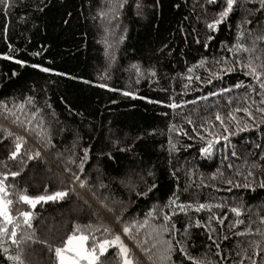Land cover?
I'll return each instance as SVG.
<instances>
[{
    "label": "trees",
    "instance_id": "trees-1",
    "mask_svg": "<svg viewBox=\"0 0 264 264\" xmlns=\"http://www.w3.org/2000/svg\"><path fill=\"white\" fill-rule=\"evenodd\" d=\"M110 3L116 0H9L10 7L4 8L0 0V53L27 61L22 67L0 56V101L11 107L13 101L23 102L26 95L31 96L35 107L41 108L50 122L54 145L45 150L33 136L0 116V125L25 136L28 147L40 149L43 157L29 161L26 166L17 160L0 164V171L24 169L20 175L6 181L13 186L9 189L13 193L9 198L18 201L23 189L29 195H47L67 187L71 175L64 171V158L73 155L76 163L69 166L77 171L82 149L87 147L89 159L81 177L87 178L101 199L108 197V203L115 208L114 214L106 211L87 188L79 185L61 201L40 202L32 209L14 203L13 214L17 211L34 213L33 228L22 226L21 229L34 238L22 241L19 246L12 245L11 254L19 251L24 264H55L53 246L62 245L76 223L82 227L109 226L121 235L139 264H159L158 251L163 240H171L175 264H194L181 256L177 240L187 247L189 255L204 260L205 264H251L257 246V260L264 261V223L260 220L264 216V189L259 187L264 180V157L260 155L264 152V125L230 136L227 146L221 140L210 156L201 155L200 148L206 141H201L192 131L195 126L197 132L210 139L200 125L208 128L205 121L211 120L216 133L227 135L215 120L217 112L226 118L229 111L250 108L255 120H249L243 111H236L237 121L228 124L231 132H236L237 127L243 128L245 122L259 123L264 117V113L256 111L264 107L259 84L234 66V57L228 52L233 44L251 47L253 38L264 37L260 0H237L230 18L215 31L207 29L205 22L216 18L224 0H127L125 7L118 9V17L102 20L97 12L107 10ZM245 19L251 23H243ZM105 29L109 31L106 33ZM238 32L245 35L238 37ZM249 32L253 33L252 37L247 35ZM209 35L213 37L210 41L207 40ZM105 40L112 45L109 52H106ZM33 52L40 55L33 56ZM238 55L242 61L251 58L259 69L264 64V42L257 39L254 51ZM225 57L229 66L234 67L233 71L223 72L211 84L193 80L188 88L184 87L188 75H199L202 79L209 76L200 67L188 72L196 61L206 58L205 67L216 70L220 65L214 61ZM32 64L55 71L46 73L31 67ZM149 69L154 70V77ZM238 82H243L240 88L231 87ZM101 83L109 88L99 87ZM249 85L254 91L249 90ZM220 88L230 91L208 96ZM126 91L136 95L126 96L123 94ZM170 96L178 104L181 100L190 103L181 109H171L166 106ZM196 97L206 98L197 100ZM156 100L165 103L150 102ZM28 108L35 110L32 106ZM188 118L193 124L187 123ZM170 124L183 129L187 135L170 130ZM0 136H3L2 129ZM170 139L177 150H170ZM257 144L261 145L258 149ZM128 145L132 146L130 151H120ZM12 149V139L0 140V161H5ZM232 151L237 153L236 157L231 155ZM57 153L62 155L57 157ZM224 156L228 159L224 160ZM229 163L233 166L231 169L227 167ZM253 163L259 167L250 168ZM249 170L254 173L251 177L247 176ZM217 171L223 175L211 179V174ZM121 180L134 184L142 192L153 184L156 187L146 196L138 197L130 194ZM227 180L232 183H225ZM100 182L106 187L98 188ZM249 182L254 188L243 186ZM173 194L179 202L223 205L213 209L217 216L224 217L222 225L212 222L214 243L209 242V233L203 226L210 215L207 210L173 215L169 228L175 225L174 238L169 233L156 234L154 227L163 224V218L146 217V213L154 206L163 207ZM114 201L124 204H113ZM121 207L125 209L122 222H117L115 216L121 215ZM231 207H240L241 215L231 213ZM145 219L147 224H144ZM197 219L202 221L200 227L195 225ZM237 219L242 223L232 227ZM133 220L136 225H131ZM125 223L131 225V239L122 232ZM141 224L143 228L137 231ZM187 224L191 227L185 236ZM245 232L247 234L238 235ZM138 244L148 248V254ZM217 245L219 256L216 255ZM0 264L15 262L0 252ZM100 264H121L118 248H109Z\"/></svg>",
    "mask_w": 264,
    "mask_h": 264
},
{
    "label": "snow or ice",
    "instance_id": "snow-or-ice-1",
    "mask_svg": "<svg viewBox=\"0 0 264 264\" xmlns=\"http://www.w3.org/2000/svg\"><path fill=\"white\" fill-rule=\"evenodd\" d=\"M4 8H9V0H2ZM127 3V0H116V3H110L107 10L101 9L98 10L97 15L102 19L106 20L109 18L115 19L120 15V12L118 9H123ZM237 3V0H224V6L222 9L216 13V18L212 19L210 21H206V28L212 31H215L219 25L224 23L227 19L230 18L231 14L234 12V6ZM139 8L140 5L137 4V14H139ZM260 12H264V0H260ZM69 13V17H70ZM67 22V21H65ZM243 23L250 24L251 21L245 19ZM106 33L109 31V29H105ZM183 31V29H181ZM238 37L244 36L245 34L243 32L237 33ZM249 37L253 36L252 32H249L247 34ZM119 39L122 41L124 39L123 35L119 37ZM213 37L209 35L207 37V40H212ZM257 39H259L261 42H264V37L259 38H253L251 40V47L246 46L245 44L237 43L233 44L232 47L228 49V52L230 55L234 57L233 64L236 67L241 68L243 70V74L245 76H251L253 81H255L257 84H259V87L261 89L260 95L262 97L261 104H264V64L260 65L259 69L257 66H255L253 60L249 58L247 61H242L239 59V53L248 52L251 53L256 48ZM104 43L106 44V52H109L112 45L108 44V41L105 40ZM197 43H199V40H197ZM205 47L208 46L207 42H205ZM9 48L11 49L12 46L9 45ZM14 51L19 52V49H14ZM33 56H39V52H33L31 53ZM0 56H3L4 59H7L9 61H14L15 63L21 65L22 67L27 64V61L16 59L13 55L9 53H0ZM112 59H115L114 56H112ZM215 64H219L220 67L216 70H212L210 68L205 67L206 64V58H202L201 60L196 61V63L188 68V72L192 73L195 68L200 67L204 68V71L209 74L206 78H201L199 75H188L185 77L187 80V83L184 85L185 88H188V86L193 82V80L201 82V83H208L211 84L213 82V79L220 78L221 74L223 72H231L234 70V67L229 66L228 59L222 58L221 60L214 61ZM31 67L39 69L43 72H54L55 70L48 67H43L40 64H32ZM135 67V65H134ZM149 74L151 76H155V72L152 69H149ZM140 70L137 67V73L139 74ZM58 75H66L65 73H57ZM13 76L16 75L15 72L12 73ZM88 82V81H86ZM243 82H238L235 85H232L231 87L234 88H240L242 86ZM101 88H109V85L101 83L98 85ZM250 91H254V89L251 88V85L248 86ZM113 91H116V89H110ZM230 91L229 88H220L217 90V92H210L208 93V96H216L218 93H227ZM126 96H135V92L126 91L123 93ZM206 97H196L197 100L199 99H205ZM142 99H145L142 97ZM231 100V98H229ZM169 103H167V107L171 109H181L182 106L186 103H190L185 100H181L180 103H176L175 100L172 99V97H169ZM152 103L157 104H164V101L156 100V101H150ZM245 103H247V99H245ZM28 106H32L35 108L34 111L29 110ZM47 107L51 108V105H47ZM236 111H243L249 120H255V117L253 116L252 111L249 107H244L243 109H235L233 111H229L227 114V117H222V115L217 112L215 114V120L219 121L220 126L223 128V131L225 133H228L227 135H221L216 133L212 129V121L208 120L205 121V123L209 124L208 128H204V124L200 125V128L204 129V132L207 133L208 137H211L210 139L201 134L200 132H197L196 127L193 126L192 131L196 134V137H198L201 141H206L204 143V146L200 148V153L202 156H210L214 148L219 146V142L223 140L225 142V145L227 146L230 141L229 137L236 135L238 132L246 131L248 128H258L260 125H264V117L261 118L259 123H252L249 124L245 122L244 127L236 128V132L229 131L228 124H232L233 122L237 121V118L235 116ZM256 111L260 113H264V107H259L256 109ZM0 116H2L4 119L9 120L11 124L20 127L24 130L25 133H27L29 136H33L37 143L41 145L42 148L45 150H48L54 145L52 144V133H51V127L50 122L47 121L44 117V114L42 112V109L39 107H35L34 99L31 96H25L23 102H16L13 101L12 106L9 107V105L5 101H0ZM188 124H193V121L188 118L187 119ZM0 129L3 131V136H0V140H4L6 138H10L13 140V149L9 151L8 157L5 161H0V164H5L7 160H17L21 165L26 166L29 161L36 160V159H43L42 153L40 149L32 150L30 147H28L27 139L25 136L14 133L11 131L8 127L0 125ZM170 130L178 131V133L187 135V133L183 132V129H178L176 125L170 124L169 125ZM78 139V138H77ZM114 143H118L115 142ZM75 146V145H74ZM131 145H128L124 148H120L121 152H127L131 150ZM169 147L170 150H177L176 145L172 143L171 139L169 140ZM255 147L258 149L261 147L260 144L255 145ZM83 155L79 157V163L76 164L77 171H73L72 168L69 166L71 164H75V160L73 159V155H69L64 158V171L67 173H70L71 180L68 181V186L64 187L60 190L54 191L51 194L47 195H29L27 194V190L23 189L20 190L18 194V201H14L13 199H10L9 196L12 195L9 191L10 188H12V185L6 184V181L9 177H17L20 175V172H22L24 169L21 167L18 171H0V252L4 253V256L6 259L10 261H14L15 264H24V261L22 259V255L19 251L15 255L11 254V246H19L22 241H30L33 240V235H25L22 232V226L26 227L28 229H32V219L34 213L31 211H17L15 214H13L12 206L14 203H22L24 205H27L30 209L35 208L36 205L40 202H47V201H61L68 197L71 193H74L76 191V185H79L80 188H87L92 196L97 200V202L103 207L106 211L110 213H115V208L111 206L108 203V197H105L101 199L95 191L92 190V186L88 183L87 178H82L81 174L84 172V165L89 159V148L85 147L82 149ZM57 157H60L62 154L57 153ZM111 157V153L108 154ZM231 155L233 157L237 156V153L235 151H232ZM261 157H264V152H262ZM224 160L228 159V156L223 157ZM227 167L231 169L233 166L232 164H228ZM259 165L253 163L250 165V168H258ZM189 173L191 174V169H189ZM239 172H236V175H239ZM148 175H151V172L148 173ZM217 175H223V173H220L219 171L211 174V179H216ZM253 171L249 170L247 172V176L251 177L253 176ZM121 183L124 184L128 190L129 193H135L136 196H146L152 189L156 187L155 184L149 186L146 188L145 191H139L137 187L134 184L126 183L124 180H121ZM227 184H231V180L225 181ZM236 187H239L240 185H235ZM245 188H254V185L252 183H245L243 185ZM98 188H104L106 187L105 184L102 182L97 184ZM259 187L261 189H264V180H262L259 184ZM45 188L47 189V185H45ZM131 201H129L130 203ZM84 203H88V201H84ZM114 203H120L124 204L123 201L120 202H113ZM90 206V205H89ZM221 204H210V203H192V202H179V198L173 194V196L169 197L167 204H165L163 207L154 206L152 209L146 213V217H161L163 218L164 223L155 226L154 231L157 235H160L161 233H169L170 236L173 238L175 237L176 228L174 224H171V228H169V224L171 223V217L179 212L187 214L190 210L195 211L197 213L207 210L210 215L208 217V220L206 222H203V226L205 227L206 231H208V239L209 242L214 243V238L212 233L215 231V229L212 226V222L216 221L220 223L221 225L224 222V217H219L215 214L213 211L214 208L222 207ZM165 209H168L165 211ZM124 207H121L120 212L121 215H116L115 219L117 222H122V215L124 213ZM230 212L235 214L237 217L241 215L242 209L240 207H231ZM94 215H99L98 213H94ZM227 215V214H225ZM260 220L262 223H264V216L260 217ZM147 219H145L144 224H147ZM136 221L133 220L131 222V225H136ZM242 221L240 219H237L235 221V224L232 225V227H235L236 225L241 224ZM131 225L130 224H123L122 226V232L124 235L128 236L130 239L132 238V231H131ZM195 225L197 227H200L202 225V221L197 219L195 221ZM143 224L139 225L137 227V231H139L141 228H143ZM191 227L190 224L185 225L184 235H187L188 229ZM91 230L90 232L88 230ZM245 233H238V235H244ZM109 237V238H105ZM41 243H44L41 241ZM5 245H8L6 247ZM139 247H141V250L148 254L149 250L148 248L143 247L141 244H138ZM176 246L178 247L179 253L182 257H184L188 261H194V264H205L204 260H196L194 257L189 255L187 247L181 243L179 240L176 241ZM116 247L118 248V256L120 257L121 264H139L138 261H135L130 249L128 246L123 242L121 239V235L119 233H114L113 229L106 225H101L100 227H92V225L87 226H80L76 223H73V230L71 233L67 235V237L64 239L62 245L60 246H53L54 253H55V264H100L101 258L103 255L108 251L109 248ZM50 249V250H53ZM174 251V246L171 242V240H163L162 241V247L159 248L158 256H159V264H175V262L172 260V254ZM259 254V248L257 246L256 251H254L253 256L251 257V264H264V261H258L257 256ZM217 256L220 255V249L217 245ZM152 259V257H149ZM245 257H241V261H243Z\"/></svg>",
    "mask_w": 264,
    "mask_h": 264
}]
</instances>
